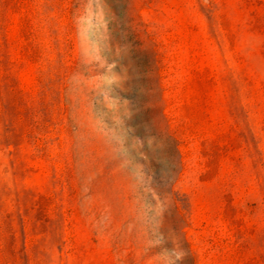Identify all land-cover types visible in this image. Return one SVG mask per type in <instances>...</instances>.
I'll list each match as a JSON object with an SVG mask.
<instances>
[{
  "label": "rangeland",
  "instance_id": "1",
  "mask_svg": "<svg viewBox=\"0 0 264 264\" xmlns=\"http://www.w3.org/2000/svg\"><path fill=\"white\" fill-rule=\"evenodd\" d=\"M0 264H264V0H0Z\"/></svg>",
  "mask_w": 264,
  "mask_h": 264
}]
</instances>
